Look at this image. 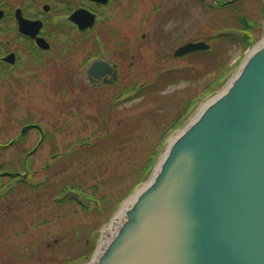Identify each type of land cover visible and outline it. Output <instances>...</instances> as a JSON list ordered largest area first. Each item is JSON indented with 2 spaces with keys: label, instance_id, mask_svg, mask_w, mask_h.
I'll return each instance as SVG.
<instances>
[{
  "label": "rangeland",
  "instance_id": "obj_1",
  "mask_svg": "<svg viewBox=\"0 0 264 264\" xmlns=\"http://www.w3.org/2000/svg\"><path fill=\"white\" fill-rule=\"evenodd\" d=\"M215 1L217 0H134L132 19L126 23L118 20L98 25L99 30L103 29L104 36H107H103L102 47H97L93 38H88L86 43H83L82 39L78 44L67 45V50H59L65 44V36H61L56 43L57 52L53 56H46L41 61L23 62L20 67L22 72L34 73L23 75L21 86L11 82L0 83L1 169L28 172L29 176L23 181L30 184H36L50 176L46 183L39 187L28 186L20 179L11 180V176L1 177V183L6 184L0 190L1 264H8L3 255L11 246L20 248L22 253L27 250L26 264H58L57 260L61 255L56 257L58 246L54 247V237L81 235L77 242H73L72 250H75L74 246L78 245L80 248L79 244L86 243L87 233H80L76 226L82 223L86 225L91 221L87 225L89 229L95 226L94 217H85L82 220L85 215L81 207L76 206L78 204L74 202L55 206L56 203L49 197L50 192H58L65 184L77 183L89 194L93 183H98L100 188L104 179L118 174L119 170L120 173L131 172L130 169L138 163L137 155L142 154L140 151L150 141L153 130L157 128L155 123L162 122L163 117L174 108L182 90L190 88L194 92L203 81L201 69L204 68V58H194L187 54L175 56V50L186 42L207 40L215 28L231 29L232 26H241L238 22L239 16L235 13L236 9L212 11L205 7H211ZM238 2L240 12L257 23L253 31L260 39L264 36V0H240L235 3ZM114 27L123 31L118 37L116 54L113 52L114 42L110 37L108 39V36H112V33L108 32ZM222 49L223 64L227 62L229 66L235 65L240 56L247 53V50L230 42L224 44ZM101 51L104 58L114 56L123 65L120 69V79L113 86H92L85 78V66ZM64 60L67 61L65 66L53 64L54 61ZM131 65L132 67H129ZM175 67L188 69L184 80L160 87V99L143 101L142 98H132L121 103L115 100L117 94L135 84H149L157 79L162 70ZM216 72L217 70H209L206 74L214 76ZM194 78L196 80H193ZM224 85L225 83L218 87L215 93L221 91ZM113 99L115 101L111 103ZM109 104L111 107L105 113L110 117V126L113 128L110 137L101 141L86 140L87 142L82 144L80 141L89 139L99 126L98 122L103 121V107ZM142 117V121L137 119ZM26 122L41 124L46 137L39 149L25 159L27 152L40 138L36 129L29 130L20 143L9 147L2 145L18 135L20 126ZM89 146L93 150L88 148ZM72 148H75L76 153L69 156L66 153ZM52 155H56V159L51 158ZM47 162H51L49 169H45ZM8 165L17 169H4V166ZM129 173L124 176L128 183L132 181V175ZM93 175L95 177H92ZM124 185L126 183L118 181L116 186L122 188ZM14 186L9 195L1 196ZM107 188L108 186L105 187L106 190ZM90 202L93 203L92 200ZM60 207L64 210L76 208L79 212L71 215V219L75 221L69 222L65 217L55 218L53 212ZM44 219H48L49 223L44 224ZM78 221H81V224ZM24 227H28V233H24ZM18 230L21 235L15 233ZM9 234L11 236L7 241L6 236Z\"/></svg>",
  "mask_w": 264,
  "mask_h": 264
},
{
  "label": "water",
  "instance_id": "obj_2",
  "mask_svg": "<svg viewBox=\"0 0 264 264\" xmlns=\"http://www.w3.org/2000/svg\"><path fill=\"white\" fill-rule=\"evenodd\" d=\"M209 48L188 42L175 55ZM34 127L41 140L26 158L44 140L39 124L22 134ZM6 175L27 172H0V188ZM82 264H264V37L170 138Z\"/></svg>",
  "mask_w": 264,
  "mask_h": 264
},
{
  "label": "trees",
  "instance_id": "obj_3",
  "mask_svg": "<svg viewBox=\"0 0 264 264\" xmlns=\"http://www.w3.org/2000/svg\"><path fill=\"white\" fill-rule=\"evenodd\" d=\"M236 1L240 0H217L212 7H208L212 11L217 10H226L231 11L233 9L235 10V13L239 16L238 22L241 25L239 26H232L231 29L234 30V33H226L223 32L224 29L222 27H218L213 29L211 32L210 38H207V42L211 44V48L207 51H198V52H192L187 55H190L191 57H203L205 60L203 62L204 68L201 70V76H202V82L198 86V90L192 92L190 88H183L182 94L179 95V99L174 106V108L164 116V120L160 123H155L156 130H153L152 136L150 141L147 143V145L140 151L142 154L140 156L137 155V162L135 164V167L133 169H130L131 172L126 173H120V170L118 174L115 173L113 176H109L106 179L102 181V185L99 188L98 183H93L90 188L92 189L91 193L86 194L83 190L82 186L78 185L77 183L71 184H65L63 185L58 192L55 190V192H50L49 197H52V200L56 203L55 206H62V205H68V203H75V200L72 197H64L62 199H59L58 195L65 192L69 187L72 189H78L79 192L84 194L88 198H93L96 200V203L91 206H86L83 204H80V209L83 211L82 220L86 217L87 219L89 217L93 218V223H95V226L87 229V225L91 222L88 221L86 225L83 223L80 226H76L79 228L80 233H87L86 237V243L79 244L74 246L75 250L73 249V242L78 241L79 237L81 235H73L70 237L67 236L68 241L66 242H60L58 245V249L55 251L58 255H61V258L57 260L58 264H78L81 261L87 260L91 254L93 253L97 238L94 234L95 231H97L105 222H107L110 217L113 215V213L116 211V209L119 207L121 202L134 190V188L146 180L148 176L150 175L157 158L159 154L161 153L165 140L167 137L176 129L180 128L186 120L189 118L191 113L196 109L198 104L209 94L213 93L218 87L223 85L225 81L227 80L230 73L233 71L235 65L229 66L228 63L223 64V60L221 57V54L224 49H222V46L228 42L231 44H237L242 49L246 50L248 47L252 46L256 41L259 40V38L255 35V32L253 31V28L257 26V23L247 16H244L242 12H240V2L237 4ZM207 7V6H205ZM238 12V13H237ZM229 29V28H226ZM240 31L242 33H240ZM243 56V55H241ZM209 70L216 71V74L208 75L206 74ZM188 69L186 68H180L175 67L168 70H162L157 79L155 81L150 82L146 85H140L139 83L134 85V95L132 96L134 99L142 98L143 101L150 100V99H160V87L164 85L174 84L178 83L180 81H183V77H185V72H187ZM187 75V74H186ZM200 76V77H201ZM193 80H196L195 78ZM132 97L130 99H132ZM128 99L125 100H117L119 103L128 101ZM112 103V102H111ZM113 106V104H112ZM111 107V104L103 107L104 112L101 113L102 116V122H98L99 126L96 127V131L91 134L89 139L81 140L82 144L98 139L99 141L103 139H108L111 135V131H113V128L110 126V117L105 113L107 112L108 108ZM114 107V106H113ZM163 110V109H162ZM139 121L143 120L142 118H137ZM137 123V121H136ZM112 128V129H111ZM92 149L90 146L88 147ZM93 150V149H92ZM107 150V148L105 149ZM88 152H90L88 150ZM101 152H104V150H101ZM76 150L75 148L70 149L67 151L66 154L69 156L75 155ZM93 154V153H91ZM67 155V156H68ZM88 157V156H86ZM50 164L45 165V169L50 168ZM17 169L14 166H4V169ZM132 175V181L127 182L124 178L127 174ZM50 176H48L44 183L48 180ZM92 177H95L94 175ZM105 178V177H104ZM118 181L126 183L124 185L125 187L119 188ZM44 183H40L39 185H36V187H39L43 185ZM69 183V181L67 182ZM105 184V185H104ZM108 186V190L105 189V187ZM110 188V189H109ZM113 189V190H112ZM48 197V198H49ZM79 212L76 208H71L69 210H64L63 208H59L54 214L55 218H66L69 222L75 221L71 219V215H74L73 213ZM48 219H44V224L49 223ZM81 221H78V223ZM40 223V222H39ZM75 228V227H74ZM24 233H28V227L23 228ZM16 234L21 235V231L15 232ZM11 234L9 236H6V240L8 241ZM28 247V245H25ZM27 250H25L23 253L20 251V248L16 249L15 247L11 246L8 247L4 253L3 256H5L8 260V264H26V258L25 253ZM1 264V262H0Z\"/></svg>",
  "mask_w": 264,
  "mask_h": 264
},
{
  "label": "flooded vegetation",
  "instance_id": "obj_4",
  "mask_svg": "<svg viewBox=\"0 0 264 264\" xmlns=\"http://www.w3.org/2000/svg\"><path fill=\"white\" fill-rule=\"evenodd\" d=\"M94 15L95 23L90 26ZM133 16L134 0H0V83L11 82L13 85L21 86L23 75L34 73L28 71L24 74L20 68L23 62L41 61L46 56H53L57 52L56 43L61 36H65L63 39L65 44L59 50H67V45L78 44L82 39L83 43H86L88 38H93L97 47H102L104 37L107 36H104L103 29L99 30L98 25L118 20L126 23ZM109 33H112L108 39L110 37L114 42L113 52L116 54L119 46L118 37L123 31L114 27ZM46 43L49 45L48 48L44 47ZM91 59L93 60L85 66V78L92 86H113L118 83L123 65L117 58L114 56L104 58L101 51ZM97 60H102L106 64L99 65L95 70L98 78L90 73L91 64ZM124 61L126 63V59ZM66 63L65 60L53 62L58 66L61 64L65 66ZM24 126L22 123L20 133L2 146L9 147L20 143L24 137L22 134ZM36 130L40 133L38 128ZM39 140L40 138L37 143ZM67 236L54 237L53 244L58 245L61 240L66 242Z\"/></svg>",
  "mask_w": 264,
  "mask_h": 264
},
{
  "label": "bare ground",
  "instance_id": "obj_5",
  "mask_svg": "<svg viewBox=\"0 0 264 264\" xmlns=\"http://www.w3.org/2000/svg\"><path fill=\"white\" fill-rule=\"evenodd\" d=\"M108 230H109V228H108ZM105 232H106V230H105Z\"/></svg>",
  "mask_w": 264,
  "mask_h": 264
}]
</instances>
